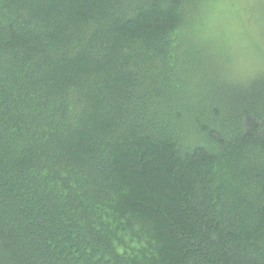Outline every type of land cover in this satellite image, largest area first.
Returning <instances> with one entry per match:
<instances>
[{
	"label": "trees",
	"instance_id": "obj_1",
	"mask_svg": "<svg viewBox=\"0 0 264 264\" xmlns=\"http://www.w3.org/2000/svg\"><path fill=\"white\" fill-rule=\"evenodd\" d=\"M215 2L0 0V264H264L263 53Z\"/></svg>",
	"mask_w": 264,
	"mask_h": 264
},
{
	"label": "rangeland",
	"instance_id": "obj_2",
	"mask_svg": "<svg viewBox=\"0 0 264 264\" xmlns=\"http://www.w3.org/2000/svg\"><path fill=\"white\" fill-rule=\"evenodd\" d=\"M254 1L255 0H216L213 8V23H215L216 26L228 36V39L231 40V44H233V39L235 38H239L241 40H243L244 38L249 39L246 41L248 44L251 42L254 43L257 47H260L259 51L263 53V55L258 54V57L257 55L255 56L257 60L255 67H253V70L257 67L263 70L264 24H262V21L260 24H257V22H255L256 27L248 24L249 20H251V17L253 20L256 19V13L253 12L252 14L251 11V7L255 5ZM244 29L245 34L243 33ZM247 33L250 34L251 39L248 35H246ZM235 49L238 57L243 58L245 48L241 47L240 44L239 46H236ZM247 59L248 58L245 57L238 62L241 65L240 68L246 69L247 67H252L250 64L251 61H247Z\"/></svg>",
	"mask_w": 264,
	"mask_h": 264
}]
</instances>
